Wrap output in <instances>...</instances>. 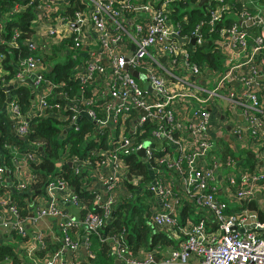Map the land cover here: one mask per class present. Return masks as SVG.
<instances>
[{
	"label": "built area",
	"instance_id": "obj_1",
	"mask_svg": "<svg viewBox=\"0 0 264 264\" xmlns=\"http://www.w3.org/2000/svg\"><path fill=\"white\" fill-rule=\"evenodd\" d=\"M17 1L11 15L30 7L36 13L31 23L35 34L28 44L39 51L17 61L12 79L17 86L30 80L31 97L37 101L28 114L23 113L17 97L7 103L13 134L26 146L5 145L11 168L0 163L3 241L4 235L16 234L26 243L27 226L50 219L57 222L73 263L82 264L77 256L81 243L71 233L85 228L100 237L121 202L131 197L126 183L139 186L144 182L141 189L149 191L154 200L149 208L154 230L177 245L132 256L120 238L110 237L120 264H155L158 255L161 264H264V222L258 218V210L264 211V7L259 0H209L212 26L234 19L221 30L222 40L215 42L220 49L230 46L234 51L226 59L221 50V69L193 63L185 47L193 39L202 45L199 30L204 23L191 36L182 35L187 17L177 8L201 0ZM238 4L242 10L236 13ZM256 18L259 21L253 24L260 27L258 34L242 28L241 22ZM8 21L9 16L0 19V70L5 60L1 50L18 48L22 37L15 29L11 40L5 38ZM55 48L64 55L61 62L73 63L76 92L65 93L64 84L45 77L51 66L42 61L43 54L50 55ZM236 50L242 57L237 58ZM130 70L145 79L135 78ZM232 84L242 87L241 92ZM11 90L6 89V102ZM55 98L63 105L51 106L49 101ZM215 100H223L243 118L233 129V149L228 146L233 156L209 136L211 112L207 108ZM68 111L72 116L66 115ZM50 114L71 130H77L85 117L107 138V149L92 152L93 157H101L92 173L99 213L83 215V205L61 180L52 182L44 196L30 200L28 217L13 202L11 192L28 190L34 179L32 166L43 156L40 143L29 144L31 118ZM236 149L252 154L255 166L250 169L248 156L236 155ZM131 155L147 165L149 180L132 173L125 160ZM70 163L77 172L90 170L87 161L73 158ZM185 201L192 205L196 218L181 217ZM69 204L81 215H66L64 208ZM38 240L43 251L45 237ZM89 246L85 243L84 248ZM63 249L53 253V261L47 264L60 260Z\"/></svg>",
	"mask_w": 264,
	"mask_h": 264
},
{
	"label": "trees",
	"instance_id": "obj_2",
	"mask_svg": "<svg viewBox=\"0 0 264 264\" xmlns=\"http://www.w3.org/2000/svg\"><path fill=\"white\" fill-rule=\"evenodd\" d=\"M29 1L26 0L24 3H28ZM17 2V0H0V19L9 16V21L5 28V38L11 40L15 29H19L22 32V37L18 41V48L4 51L5 60L3 67L10 72L7 80H11L17 73L16 63L20 58H27L32 56L35 51H39V49L33 51L28 44L29 41H32L35 34L31 23L36 19V13L33 7H30L25 12L11 15L9 12H11V9ZM231 2L233 3V0ZM238 2L239 0H236V3ZM189 3L191 2L180 4L177 12H180L182 8L186 9ZM258 3L264 6V0H259ZM194 4L195 7L192 10H185L183 14L187 18L182 22V35L191 36L197 27L201 23H204V26L199 30L202 45L193 46L192 44H186L185 47L190 50L193 63L200 65L202 68L209 67L210 65L211 68L221 69L223 55L220 53L221 49L219 45L215 44V42L222 40L221 30L229 26L234 19L233 17H229V19L212 26L207 12L208 6L204 5L200 8L198 2H194ZM241 10L242 7L238 4L234 11ZM247 10L254 12L250 7ZM59 52L60 48H55L50 55L43 54L42 61L51 66L50 70L46 72L45 77L57 84H64L63 92L65 93L69 91L76 92L78 89L77 83L71 77L73 63L71 60L65 63L61 62ZM3 85V82H0V86ZM4 89H0L2 104L6 102L7 98L6 88ZM11 94L17 97L23 113L28 114V110L32 105L30 90L25 87H16L11 90ZM49 104L51 106L63 105V101L55 98L54 100H50ZM71 114L70 111L66 113L67 116H72ZM28 138L30 145L35 143L42 145L43 156H41L39 164L32 166L34 179L28 190L14 194L11 192L13 202L17 205L21 215L28 217V204L30 200L34 197L44 196L47 187L57 180L63 181L72 190L77 201L84 207L83 215L89 212L99 213L100 206L94 202L96 189L93 188L94 180L92 173L96 170V165L101 160V157L98 155L93 157L92 152L94 149L107 147L105 134L99 132L97 127L85 117H82L80 120L77 130H71L70 127L62 123L61 119L55 117L54 114H50V116L45 118H31ZM5 145L26 146L23 141L12 133L10 121L0 115V163L6 164L7 167L11 168V158L4 148ZM227 148L226 154L233 156L234 154L231 149ZM246 155L248 156V165H250L251 169L255 166L252 154L246 152ZM73 158L89 162L88 167L90 170L88 172H77L76 167L70 163V160ZM125 160L130 165L132 173L142 174L146 180H149L148 167L143 164L138 156H127ZM58 164H61V166L58 167ZM143 184L144 182L140 183V185ZM126 185L128 195L131 197L121 202L114 212L113 219L99 232L100 237L95 234L91 235L89 250L94 258L92 261L87 259L84 264H116L114 245L108 241L110 237L120 238V244L132 256H137L142 251H151L159 246L167 248L174 244L165 234L157 233L154 230L150 221V206L143 205L141 201L139 202L140 204L137 203L136 200L141 198L139 192L143 190L141 186H134L128 183ZM4 188L1 189L3 191L7 190ZM8 191H12L11 188ZM144 191L147 197L151 196L149 191ZM251 208L256 209L253 204ZM258 211L259 220L264 222V211ZM74 234L75 232H72L70 236H74ZM4 239L5 241L0 246V264H34L27 257L20 256L15 244L11 243L13 240H16V243L17 241L21 243L25 239H21L16 234L4 235ZM62 248L63 243L48 244L43 251L38 250L37 254L44 258ZM157 258L160 259L161 255H158Z\"/></svg>",
	"mask_w": 264,
	"mask_h": 264
},
{
	"label": "crops",
	"instance_id": "obj_3",
	"mask_svg": "<svg viewBox=\"0 0 264 264\" xmlns=\"http://www.w3.org/2000/svg\"><path fill=\"white\" fill-rule=\"evenodd\" d=\"M246 29L251 34H258L260 27L258 26V24H253V25L248 26ZM228 41L229 40H226V43ZM221 50H224L223 55L225 56L226 59L228 58L227 56H230L231 52L233 51V50L231 51L230 46L222 47ZM4 51L5 50H1V53L5 56ZM237 52H239V55H237V58H239L240 51H237ZM61 60L64 61V58ZM9 76H10V72L6 70L4 67H2V69L0 70V82H3L4 87L0 86V89L2 88L10 89L12 87L16 88L17 83L13 82V79L7 80V77ZM232 85L236 90L241 92L242 87H239L238 85H234V84ZM17 87H25L30 90L31 84L24 83L22 85H18ZM36 101H37L36 98L33 101L31 97L32 105L29 110H33V104ZM7 103L8 102H5L4 104H2L1 97H0V115L4 116L8 120L9 118L7 115V109H8ZM207 109L208 111L211 112V121L209 125L210 138L214 142L220 144L222 148L229 146L231 149H233V143H234L233 129L237 124H241L243 122V118L238 114L236 110H232L223 100H218V101L215 100L214 104L210 105ZM37 110H38V107L36 108V111ZM10 124H11V121H10ZM13 128L14 127L11 124L12 133L14 131ZM234 152L236 155H241V156L243 153L242 151L238 149L234 150ZM140 191L141 192H139V195L141 198H139V200H136L137 203L141 201L143 205H146L147 202H150V205L147 204L146 206H151V204L154 201L153 197L152 196L147 197V195L145 194L146 192L144 190H140ZM38 203H42V202L38 200ZM185 204H189V203L187 201L183 202L181 217L184 218L189 215L188 217L196 218V215H194L195 213L193 212V208L191 207L192 205L191 204L185 205ZM41 205L43 206V204ZM64 209L67 210V213L65 214L66 215L70 214V216L72 217H75L80 214V210L71 206L70 204ZM31 215L32 213H30V219H32ZM26 229L28 230V234H29V240L26 243L23 241L21 243L17 241L16 243V240L11 241V243L15 244V246L17 247V250L20 253V256L23 255L27 257L28 259L33 261L34 264H47L53 261V255H52L53 253L49 254L47 257H44V258L42 256L41 257L38 256L37 251L39 250V246L41 245L38 240V237L39 236L43 238L45 237V245L63 243L61 239V235L58 231L57 222L50 220V219H46L44 221H40L39 223H37L36 226L32 225V222H31V224L28 225ZM74 237L75 238L78 237V241L81 243V249L77 254L78 258H80V261H82L81 263L82 264L85 263L87 259H90L92 261L94 257L91 255L90 250L88 248L87 249L84 248L85 243H88L91 237V234L89 233V231L86 230L85 228H80L79 230L75 231ZM173 242L174 244L172 246L177 245V241L173 240ZM63 247H64L63 255L61 256L60 260H58L54 264H74L73 259H72L73 257L72 253H69L68 251H66L65 246ZM84 249L87 250L86 255L83 253ZM161 261H162L161 259H157L155 264H161ZM115 263L120 264L116 260V258H115ZM7 264H10V263H7Z\"/></svg>",
	"mask_w": 264,
	"mask_h": 264
},
{
	"label": "water",
	"instance_id": "obj_4",
	"mask_svg": "<svg viewBox=\"0 0 264 264\" xmlns=\"http://www.w3.org/2000/svg\"><path fill=\"white\" fill-rule=\"evenodd\" d=\"M159 1H160V0H159ZM208 2H209V0H201L200 3L198 4V6L201 8V7H203L204 5H207ZM258 21H259V19L256 18V19H253V20H248L246 23H245V22H241V26H242V28L246 29L248 26H250V25H252L254 22H258ZM191 44H192L193 46H195V45H196V39H193L192 42H191ZM132 50L134 51L135 48L133 47ZM130 72H131V74H132L135 78H142V79H145L144 77H140V76H139V73L136 72V71L130 70ZM28 83L31 84V81L29 80ZM11 100H12V95H11V93H9V94H8V100H7V102L10 103ZM81 119H82V118H81ZM81 119H80V120H81ZM79 122H80V121H79ZM13 129H14V128H13ZM21 140L24 142L23 139H21ZM141 155H142V154H141ZM65 213H67V210H65ZM114 215H115V214H113V217H114ZM2 241H3V240H2V235H0V246L2 245ZM83 253L86 255V254H87V250L84 249V250H83ZM156 260H157V259H156Z\"/></svg>",
	"mask_w": 264,
	"mask_h": 264
},
{
	"label": "rangeland",
	"instance_id": "obj_5",
	"mask_svg": "<svg viewBox=\"0 0 264 264\" xmlns=\"http://www.w3.org/2000/svg\"><path fill=\"white\" fill-rule=\"evenodd\" d=\"M248 1H249V0H239V2H242V3H248ZM250 2H251V0H250ZM250 2H249V3H250ZM194 7H195V4H194V3H189L186 9H184V8L181 9V11H180L181 15L183 16L185 10L190 11V10H192ZM59 56H60V60L64 58V55L62 54V52H59ZM58 62H59V61H58ZM245 155H246L245 153H242V156H245ZM147 204L150 205V202H147ZM147 204H146V205H147ZM203 215L206 216L205 213H203ZM92 242L94 243V241H92ZM157 259H158V258H157Z\"/></svg>",
	"mask_w": 264,
	"mask_h": 264
}]
</instances>
